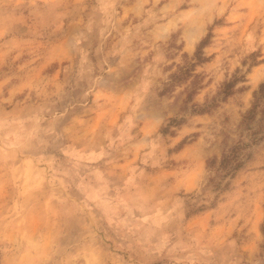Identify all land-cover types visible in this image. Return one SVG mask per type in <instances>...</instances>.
Instances as JSON below:
<instances>
[{
	"label": "rangeland",
	"instance_id": "obj_1",
	"mask_svg": "<svg viewBox=\"0 0 264 264\" xmlns=\"http://www.w3.org/2000/svg\"><path fill=\"white\" fill-rule=\"evenodd\" d=\"M262 82L264 0H0V264H264Z\"/></svg>",
	"mask_w": 264,
	"mask_h": 264
},
{
	"label": "trees",
	"instance_id": "obj_2",
	"mask_svg": "<svg viewBox=\"0 0 264 264\" xmlns=\"http://www.w3.org/2000/svg\"><path fill=\"white\" fill-rule=\"evenodd\" d=\"M205 41H201V43H200V45L202 44V43H204ZM199 45V46H200ZM231 86H233V83L232 82H227V83H225V85H224V90H223V92H224V94H229V87H231ZM254 94H253V96H254V100L256 101V99L259 97V96H261V95H264V82H262V83H260L259 84V86H258V88H257V90H255L254 92H253ZM255 104V103H254ZM252 106H253V104H252ZM252 114H253V110L252 109H250L248 112H246L245 114H243V123L244 124H246L247 123V121L249 120V119H251V117H252ZM230 158H231V156L230 155H228V154H226V153H224L223 152V155H222V158H221V160H220V162L223 164V165H226L227 163H228V161L230 160ZM214 159H211L210 160V163H213L214 161H213ZM236 166V163L232 166V167H235Z\"/></svg>",
	"mask_w": 264,
	"mask_h": 264
}]
</instances>
